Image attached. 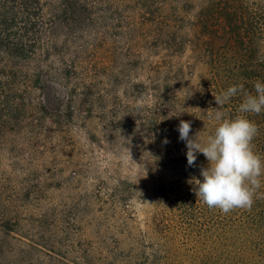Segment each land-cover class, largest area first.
<instances>
[{"label": "rangeland", "instance_id": "374dc122", "mask_svg": "<svg viewBox=\"0 0 264 264\" xmlns=\"http://www.w3.org/2000/svg\"><path fill=\"white\" fill-rule=\"evenodd\" d=\"M218 1L41 0L44 48L0 62V221L12 227L0 226V264H195L219 254L221 230L183 199L195 185L164 167L187 158L177 129L198 113L204 72L190 43ZM243 3L263 25L264 56V0ZM38 71L67 93L58 123L32 85ZM196 164L208 161L197 153Z\"/></svg>", "mask_w": 264, "mask_h": 264}, {"label": "trees", "instance_id": "16d2710c", "mask_svg": "<svg viewBox=\"0 0 264 264\" xmlns=\"http://www.w3.org/2000/svg\"><path fill=\"white\" fill-rule=\"evenodd\" d=\"M218 2L208 5L204 11L206 15L203 18L200 16L201 29L190 43L199 63L204 66L196 87L198 113L190 114L185 119L196 127L208 123L216 127L217 122L212 118V108L218 107L214 95L238 84H243L248 91L254 93L255 82L259 80L264 83V56L259 55L260 45L263 44L262 34L259 33L263 30L262 23L243 0ZM42 6L41 0H0V62L3 66L11 61L16 63L35 60L39 50L44 48V39H41L44 17ZM219 27L224 29L223 33L217 31ZM200 33L206 34L203 41ZM226 53L231 56L228 58ZM16 76L17 70L8 78ZM31 82L42 91V102L48 101V105L43 107L45 114L54 117V122L58 123L67 93L59 87L54 86L52 89L48 76L41 71L33 73ZM5 96L0 92L2 111L5 110ZM241 102L242 97L238 94L230 98L222 110L229 117L246 115L257 124L259 133L253 141L254 150L264 159V112L258 115L238 113ZM164 167L174 176L188 180L192 177L201 181L203 179L200 175L201 167L196 163L195 166H188L187 158L171 160ZM257 196L259 198L255 199L251 211L236 209L223 214L219 209H209L202 202L199 203L195 191L184 195L183 199L187 197L189 204L195 201L194 207L187 205L189 215L194 216L198 211L222 233L216 243L219 254L200 258L195 264H264V176L261 177V188ZM10 224L11 221L7 219L0 221V226L8 231L12 230Z\"/></svg>", "mask_w": 264, "mask_h": 264}, {"label": "clouds", "instance_id": "9594fccd", "mask_svg": "<svg viewBox=\"0 0 264 264\" xmlns=\"http://www.w3.org/2000/svg\"><path fill=\"white\" fill-rule=\"evenodd\" d=\"M238 94L242 97L238 113L258 115L264 112V83L257 80L254 93L238 84L214 95L218 107L212 108V118L217 125L206 140L200 139L202 131L190 137L189 121L181 120L177 129L179 139L186 143L188 166H195L197 153L203 154L208 161L207 167L200 168L202 181L195 177L188 181L195 185L197 199L223 214L236 209L251 211L255 199L259 198L257 193L264 176V159L254 150L253 143L259 133L257 124L246 115L229 117L222 110L230 98Z\"/></svg>", "mask_w": 264, "mask_h": 264}]
</instances>
